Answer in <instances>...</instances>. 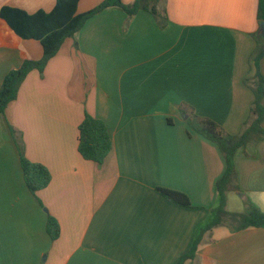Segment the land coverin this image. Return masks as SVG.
Instances as JSON below:
<instances>
[{
    "label": "crops",
    "instance_id": "crops-1",
    "mask_svg": "<svg viewBox=\"0 0 264 264\" xmlns=\"http://www.w3.org/2000/svg\"><path fill=\"white\" fill-rule=\"evenodd\" d=\"M102 2L80 0L77 11ZM259 2L162 0L159 19L111 7L66 40L43 73H29L0 116V264L179 263L213 219L226 171L219 146L195 131L189 136L187 119L242 131L255 100L247 84L257 72L252 55L264 38ZM55 5L0 0V10L29 13ZM42 55L39 41L20 39L0 22V88L10 71ZM259 70L264 76V57ZM86 114L103 121L113 141L102 164L78 149ZM11 126L25 156L51 174L36 195ZM235 166L228 211L264 212V141L239 149ZM158 187L185 193L193 207L171 202ZM49 216L59 222L56 240ZM186 264H264V228L216 226Z\"/></svg>",
    "mask_w": 264,
    "mask_h": 264
},
{
    "label": "trees",
    "instance_id": "trees-1",
    "mask_svg": "<svg viewBox=\"0 0 264 264\" xmlns=\"http://www.w3.org/2000/svg\"><path fill=\"white\" fill-rule=\"evenodd\" d=\"M161 1L135 0L132 4H125L122 0H103L97 7L84 13L77 11L80 0H56V5L50 12L39 10L29 13L17 7H3L0 10V22L5 23L20 39L39 41L43 55L39 60L24 61L20 68L10 71L5 76L0 88V116L5 115L9 106L18 98L21 85L29 73L33 70L43 73L48 62L59 52L66 40L74 38L89 19L111 7L121 8L129 17L140 11H149L159 19L158 6ZM259 19L262 24L264 0L259 2ZM257 45L252 55L257 72L253 79L247 81L253 90L255 100L251 107V115L242 131L238 135H231L212 119L198 115H190L187 119L189 136L191 131H195L219 146L226 161V171L217 181L219 204L214 210L213 219L200 230L190 251L182 256L178 264L194 260L204 234L216 226L227 224L234 230L264 228V212L260 209L251 207L245 212H230L227 209L228 191L238 188L235 166L237 151L249 143L264 141V76L259 70L260 61L264 57V38H257ZM10 129L19 152L25 183L29 191L36 195L50 184L51 174L44 165L32 162L25 156L24 147L19 143L16 131L12 126ZM112 148L113 141L105 123L86 114L79 126L78 149L83 158L102 164ZM157 190L163 197L179 206L193 207L190 198L183 192L164 187H158ZM47 231L52 240H56L60 235L59 222L52 216H49Z\"/></svg>",
    "mask_w": 264,
    "mask_h": 264
},
{
    "label": "water",
    "instance_id": "water-1",
    "mask_svg": "<svg viewBox=\"0 0 264 264\" xmlns=\"http://www.w3.org/2000/svg\"><path fill=\"white\" fill-rule=\"evenodd\" d=\"M261 26H262L261 34L264 36V22H262Z\"/></svg>",
    "mask_w": 264,
    "mask_h": 264
},
{
    "label": "rangeland",
    "instance_id": "rangeland-1",
    "mask_svg": "<svg viewBox=\"0 0 264 264\" xmlns=\"http://www.w3.org/2000/svg\"><path fill=\"white\" fill-rule=\"evenodd\" d=\"M231 208H233V205L231 204Z\"/></svg>",
    "mask_w": 264,
    "mask_h": 264
}]
</instances>
